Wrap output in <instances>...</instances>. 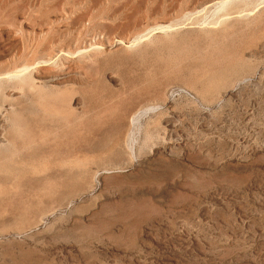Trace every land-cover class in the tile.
<instances>
[{
  "label": "rangeland",
  "instance_id": "1",
  "mask_svg": "<svg viewBox=\"0 0 264 264\" xmlns=\"http://www.w3.org/2000/svg\"><path fill=\"white\" fill-rule=\"evenodd\" d=\"M225 1L0 0V264H264V0Z\"/></svg>",
  "mask_w": 264,
  "mask_h": 264
},
{
  "label": "bare ground",
  "instance_id": "2",
  "mask_svg": "<svg viewBox=\"0 0 264 264\" xmlns=\"http://www.w3.org/2000/svg\"><path fill=\"white\" fill-rule=\"evenodd\" d=\"M229 1L230 0H227V1H225V2H222L220 5H219V7H217L216 8V10L219 12H222L221 10H223L226 6H227V4H229ZM233 1V0H232ZM232 4V3H231ZM229 6V5H228ZM226 9V8H225ZM225 12V11H224ZM214 15V14H213ZM218 17H220V16H218ZM217 18V17H216ZM209 20H211V19H209ZM215 20V19H214ZM216 21V20H215ZM207 23V22H206ZM213 24V23H212ZM172 30H171V28L170 27H166V28H164V29H162V33L163 34H165V33H168L169 34V32H171ZM143 38V37H142ZM147 38V37H146ZM139 40H140V38H139ZM139 40H137L136 42H138ZM144 40V39H143ZM138 44V43H137ZM17 76V75H16ZM14 77V76H13ZM12 77V78H13ZM15 78V77H14ZM1 81V80H0ZM1 88V87H0ZM3 111V110H2ZM149 111V110H148ZM147 111V112H148ZM143 112V111H142ZM146 112V113H147ZM6 113V112H5ZM16 113V112H15ZM22 114H23V112H21ZM145 113V112H144ZM17 114V113H16ZM22 114H21V116H22ZM143 114V113H142ZM149 114V113H148ZM151 114V113H150ZM18 115V114H17ZM137 116V115H136ZM10 117V116H9ZM15 117H18V116H15ZM24 117V116H23ZM21 119V118H20ZM25 119V118H24ZM23 119V120H24ZM133 119V118H132ZM14 120V119H13ZM26 120V119H25ZM17 121V120H16ZM20 121H22V119L20 120ZM134 122V121H133ZM18 123V122H17ZM27 123V122H26ZM14 124H15V126H16V123L14 122ZM13 124V125H14ZM20 124H22V123H20ZM11 126H12V124H11ZM14 126V127H15ZM13 127V126H12ZM11 127V128H12ZM20 127H21V125H20ZM17 128V127H16ZM13 129V128H12ZM15 129V128H14ZM21 129V128H20ZM22 129H26V128H22ZM9 130V129H8ZM12 131V130H11ZM16 131V130H15ZM14 131V132H15ZM22 132H23V130H22ZM26 132H28V131H26ZM1 134V133H0ZM24 134H25V132H24ZM11 138V137H10ZM18 140H19V138H18ZM22 140V139H21ZM26 140V139H25ZM7 140H5V142H6ZM19 141H17V139H15V137H14V139L12 138V139H10V141H8V142H6L5 144H6V147L7 146H9V147H7V148H10L12 151H13V154H17L18 152H19V149H20V145H18L19 143H18ZM22 142H23V140H22ZM5 144H2V143H0V151L2 152V154L4 155V152L3 151H5L6 150V148L4 147V145ZM4 148H5V150H4ZM3 149V150H2ZM132 149V148H131ZM22 150V149H21ZM7 151H9L10 152V150L9 149H7L6 150V152ZM25 153V152H24ZM34 153V152H33ZM1 154V155H2ZM10 154V153H9ZM12 154V153H11ZM13 154H12V157H13ZM0 155V156H1ZM15 156V155H14ZM20 157H22L21 156V154L19 155ZM133 157V156H132ZM2 159H3V157H1ZM29 158V157H28ZM13 159H14V157H13ZM24 159V158H23ZM12 161V160H11ZM27 161V160H26ZM7 162V161H6ZM11 163V162H10ZM10 163H8V164H10ZM13 164V163H12ZM27 164H34L33 162H31V161H28V163ZM26 164V165H27ZM4 165V164H3ZM15 165V164H14ZM14 165H13V167H14ZM6 166V165H5ZM0 167H4V166H0ZM30 167V166H29ZM32 167V166H31ZM36 167V166H35ZM5 168V167H4ZM3 168V169H4ZM9 168H10V165H9ZM12 168V167H11ZM16 169H18V168H16ZM21 169V168H20ZM14 170V169H13ZM0 171H1V169H0ZM5 171V170H4ZM18 171H19V169H18ZM1 173V172H0ZM108 173H110L109 171H108Z\"/></svg>",
  "mask_w": 264,
  "mask_h": 264
}]
</instances>
